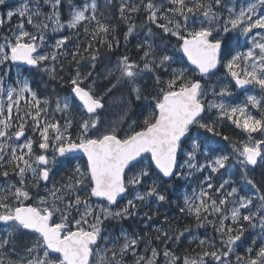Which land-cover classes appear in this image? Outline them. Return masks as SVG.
<instances>
[{
  "label": "snow or ice",
  "instance_id": "obj_1",
  "mask_svg": "<svg viewBox=\"0 0 264 264\" xmlns=\"http://www.w3.org/2000/svg\"><path fill=\"white\" fill-rule=\"evenodd\" d=\"M0 8V264H160L161 253L165 264H264V174L254 175L264 168V0H120L125 52L114 61L118 26L98 0ZM101 49L111 65L102 91ZM233 88L262 98L232 103ZM117 89L120 112L102 118ZM224 122L243 138L224 135ZM54 167L65 178L49 187ZM189 178L199 192L181 203ZM173 204L175 216L161 213ZM129 220L157 225L154 239L128 232ZM209 226L211 237L193 235ZM185 233L199 251L179 256L172 245Z\"/></svg>",
  "mask_w": 264,
  "mask_h": 264
},
{
  "label": "trees",
  "instance_id": "obj_2",
  "mask_svg": "<svg viewBox=\"0 0 264 264\" xmlns=\"http://www.w3.org/2000/svg\"><path fill=\"white\" fill-rule=\"evenodd\" d=\"M75 2L78 3L79 0H75ZM98 2L101 5V10L104 12H107L108 19L111 20L113 23H116L118 26L119 36H120V40H121V47L118 50H115V54L111 56V59L114 61L116 56L125 52L124 42H123L122 36H123V32L126 30V26H125L124 22L119 21L118 6L120 3V0H112L111 4H109L107 0H98ZM65 15H67V9H65ZM134 19H135V23L137 25H139L141 22V19L135 18V17H134ZM64 34H68V33L66 32ZM80 34H81V37H83V29L80 30ZM72 39L75 41L76 37L73 36ZM130 39H131V42L128 45L127 54L132 56L133 58H136L137 54H136L135 45H136L137 41L134 37L130 38ZM167 39L168 38L165 37V40H167ZM171 42L175 43V38H172ZM233 44H235V41H233ZM237 50H242V45ZM101 54H102V59L100 61H98V63H97V67L95 70L96 74H101V70H104L105 68L111 66L108 64V55H107L105 49H101ZM222 73H224V69L221 66L220 71L217 73V76H220ZM141 83L142 84L146 83L148 90L149 91L151 90L152 83H153L152 80L142 81ZM97 85H98V89L100 91H102L104 89V87L108 86V81L105 80L104 77L99 78V81H97ZM33 86L34 87L39 86V88L41 90H43V88L47 87L49 92H51V91H53V89H55L61 96L65 95L66 91H67L66 85L60 86L58 84V82H55V81H53L52 83H49L47 85L39 84V82L37 81V84H34ZM232 91H233V96L231 98V102L239 104V102L241 101L240 100L241 99L240 98L241 93L235 88H233ZM120 95H121V91L119 89L114 90L112 95L107 96L105 98V101H104L105 106H106V101L108 98H110V97L119 98ZM256 95L258 96V98H262L260 96L259 90L256 91ZM125 96H126V93H125ZM251 111L256 113L255 109H251ZM132 118H136V117L133 115ZM221 130H222L224 135L230 137L233 141L239 140L240 136L241 137L243 136V133H241V131L239 129H236L233 125L229 124L228 122L223 123ZM214 140H218L219 144L222 145L224 149L230 150L228 142L221 140L219 137L214 138ZM213 147H218V145H216L214 143ZM65 171H66L65 168L54 167L53 171H52L51 181L49 183V186H51L52 183L61 182L62 179L65 178ZM196 175H199V174L197 173ZM199 188H200L199 181H195L191 178L181 181V191H180L181 203H182L185 195L192 196L194 193L199 192ZM121 203H123V201ZM165 211H167V214L170 217H172V216L176 215V213L178 212V209H176L175 204H173L171 206V208H168L166 206L165 208L161 209V213H164ZM177 219H179V217H177ZM192 223H194V221L191 218L180 220L181 227H183L187 224H192ZM155 226H157V225H151L148 228H145L143 224H140L138 221H134V220H129L124 224V228L128 232L131 233V232L149 231L151 233L153 239L156 235L155 232L153 231ZM205 234H207L210 237L213 235V230L210 226L207 229H204V228H201L198 230L193 229V235H195L199 238H203ZM191 241H192V237L189 236L187 233H185V236L181 238V241L178 244H173L172 248L176 251L177 255H179V256H183L185 253H192L193 249H195L196 251H199L196 244L192 243ZM217 242H218V238H217ZM20 243L22 245L23 240H21ZM143 247H144V245L141 244L140 245L141 251L143 250ZM159 247L162 249L163 245H159ZM159 259H160V263H161V260H163L162 253H161V256L159 257ZM129 264H131L130 260H129Z\"/></svg>",
  "mask_w": 264,
  "mask_h": 264
},
{
  "label": "rangeland",
  "instance_id": "obj_3",
  "mask_svg": "<svg viewBox=\"0 0 264 264\" xmlns=\"http://www.w3.org/2000/svg\"><path fill=\"white\" fill-rule=\"evenodd\" d=\"M233 2H234V0H233ZM3 11L4 10L0 8V13H2ZM13 23H15V21H13ZM243 44H244V39H243V37H241V45L243 46ZM242 50H246V49H244L242 47ZM109 67H111V66H109ZM109 67L105 68L104 70H101V74H99V77H98L97 81H99V78L105 77L107 75V69ZM95 75H96V73H94V76ZM223 75H224V73H222L220 76H223ZM225 82H227V81H225ZM257 90L258 89H252V88H249V90L247 92L238 90L241 93L240 94V98H241L240 100L241 101L239 102V104L245 103L247 95H256V91ZM249 109L251 111L252 108L249 106ZM119 112H120V106H119L118 98L110 97V98L107 99L105 109H104V111L102 112L101 115H102V118H105V119H114V118H116V115ZM27 135H29V136L32 135L30 130L28 131ZM242 138H243V136L242 137L240 136V139H242ZM257 168H256L257 170H255L254 175H255L257 181H259L261 176H262V174H264V168H262V167H257ZM235 171H236L235 169H232L233 173H235ZM236 179L238 180L239 177L237 176ZM49 187H51V186H49ZM160 264H165L164 259L161 260Z\"/></svg>",
  "mask_w": 264,
  "mask_h": 264
},
{
  "label": "water",
  "instance_id": "obj_4",
  "mask_svg": "<svg viewBox=\"0 0 264 264\" xmlns=\"http://www.w3.org/2000/svg\"><path fill=\"white\" fill-rule=\"evenodd\" d=\"M108 1V0H107ZM241 91H243V90H241Z\"/></svg>",
  "mask_w": 264,
  "mask_h": 264
}]
</instances>
